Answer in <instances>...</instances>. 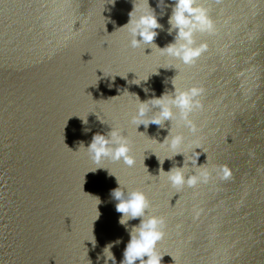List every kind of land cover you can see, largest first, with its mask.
<instances>
[{
	"label": "water",
	"instance_id": "95a60500",
	"mask_svg": "<svg viewBox=\"0 0 264 264\" xmlns=\"http://www.w3.org/2000/svg\"><path fill=\"white\" fill-rule=\"evenodd\" d=\"M149 3L163 11L164 47L175 0ZM198 3L216 31L195 33L208 48L185 64L155 43L131 46L120 27L133 0H0V264H104V247L121 239L119 264L130 236L111 195L118 180L147 193V215L165 217L163 264H264V0ZM192 86L204 90L195 132L178 110L162 127L133 122L139 98ZM112 127L129 137L133 166L97 165L80 145ZM168 133L184 135L175 150L160 143ZM199 164L211 177L192 187L162 171L184 165L188 176Z\"/></svg>",
	"mask_w": 264,
	"mask_h": 264
},
{
	"label": "clouds",
	"instance_id": "9594fccd",
	"mask_svg": "<svg viewBox=\"0 0 264 264\" xmlns=\"http://www.w3.org/2000/svg\"><path fill=\"white\" fill-rule=\"evenodd\" d=\"M162 5L164 7H161ZM157 7L162 10L167 8L166 0H157ZM171 7L172 13L168 18L170 25L168 32L171 35L175 31V37L172 42L164 47H160L155 43L156 37L159 35L157 30L163 27L160 23V16L163 15V11L158 14L156 9L150 6L149 0H147V6L137 4L133 0L129 21L120 28H127L130 32L132 37L130 43L133 48L140 47L142 44L155 43L163 54L178 58L185 64H193L208 48L206 42L196 45L195 33H213L216 31L215 23L209 15L208 8L198 3V0H175ZM145 91L147 92L148 89H145ZM203 91V88L198 86L187 89L174 87V95H168L165 92L158 97L153 95L147 100H141L137 95L139 103L132 120L138 124V127L141 124L147 127L153 123L162 127L165 121L176 119L178 110L179 123L195 132L197 125L191 119V114L193 111L203 108V104L199 99ZM152 109H157L158 114L151 119H145L147 113ZM183 141V133H176L171 135L170 138L168 133L160 143H168L175 150ZM80 145L87 150L89 157L97 165H101L105 159L123 161L129 167L136 162L129 137L116 127H112L107 133L97 132L87 146L83 142H80ZM178 154L182 153L178 152ZM198 158L199 156L197 161ZM199 165L201 166L197 168L196 172L188 176L185 175L184 165L171 167L167 171L161 168L174 187H181L185 184L192 187L201 182H209L211 177V172L204 168L203 164ZM98 169L105 168L98 167L96 170ZM220 172L224 179L231 175L227 166H223ZM111 195L117 201L116 211L121 213L118 222L126 227L130 236L123 252V259L119 261V264H137V262L138 264H163L165 254L158 250V244L166 235L164 230L166 219L159 215H147V210L151 207V201L147 193L140 189L125 193L118 180V186L111 190ZM135 219H139V223L129 226V221ZM88 241L91 242L93 247L96 246V238L94 241ZM121 242V239H117L104 247V264H109V262L117 264L112 248Z\"/></svg>",
	"mask_w": 264,
	"mask_h": 264
}]
</instances>
